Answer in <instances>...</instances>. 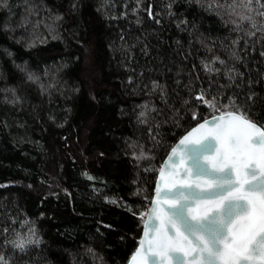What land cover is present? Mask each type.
Returning a JSON list of instances; mask_svg holds the SVG:
<instances>
[{
  "label": "trees",
  "instance_id": "16d2710c",
  "mask_svg": "<svg viewBox=\"0 0 264 264\" xmlns=\"http://www.w3.org/2000/svg\"><path fill=\"white\" fill-rule=\"evenodd\" d=\"M9 2L11 12L0 8V226L13 224L12 216L35 221L43 240L32 260L43 253L50 264H126L144 219L134 212L147 210L166 153L191 126L218 113L202 104L184 105L189 87L198 91L211 84L215 94L218 84L228 83L219 61L220 74L206 71L203 62L219 55L244 74L237 80L242 89H225L224 104L232 89L242 95L249 87L264 101V39L252 38L247 48L241 39V58L235 59L231 41L246 32L234 31L226 18L196 0H174V15L165 7L169 0H143L144 8L152 4L160 13L161 22L141 9L140 24L136 13L120 15L125 0H114L109 15L97 10L102 0H79L77 11L73 0ZM127 3L130 8L135 0ZM25 17L28 22L21 26ZM5 22L15 31H6ZM28 72L39 82L28 80ZM152 80L166 85L167 102L159 91H149ZM11 88L21 98L15 105L4 100L11 99V91H5ZM146 101L156 105L148 125L137 121ZM260 101L254 111L264 119ZM173 108L179 114L173 115ZM192 108H198L199 119L191 116ZM154 121L161 122L156 147L148 133ZM130 140L142 143L154 160L137 163ZM149 163L152 169L145 171ZM14 236L0 231V251L12 252L3 241ZM29 260L16 255V264Z\"/></svg>",
  "mask_w": 264,
  "mask_h": 264
},
{
  "label": "snow or ice",
  "instance_id": "6c2138e0",
  "mask_svg": "<svg viewBox=\"0 0 264 264\" xmlns=\"http://www.w3.org/2000/svg\"><path fill=\"white\" fill-rule=\"evenodd\" d=\"M173 2L169 0L165 5L169 15H174L171 11ZM196 3L226 18L225 23L235 26L234 31L246 32V37L237 36L231 41V55L235 59L241 58L238 55L241 39H244L246 48L252 38L264 39V0H196ZM114 6V0H102L97 10L109 15V10ZM71 7L77 11L79 0H73ZM0 8L11 12L9 0H0ZM124 8L125 11L120 15L128 17L129 13H136L137 24L141 23L138 11L141 9L156 23L161 22L160 13L154 12L152 4L144 8L143 0H135V5L130 8L125 0ZM111 14L115 15V12ZM62 16V13L56 15V19L60 20ZM27 22L25 17L21 26ZM245 22L248 24L246 29ZM3 27L13 32L16 26L5 22ZM120 40L130 51L132 45L125 41L123 35ZM8 54L12 55L11 52ZM217 61L223 66V75L228 78V83L218 84L215 94H212L211 84L207 88L201 85L198 91L186 85L190 95L184 100V105H206L218 111V115L195 123L171 148L163 167L159 169L150 207L134 212L141 218L146 216V219L143 235L130 256L129 264H264V119H259L254 111L260 96L251 87L242 95L232 89L231 94L226 96L228 103L224 104L221 97L225 96V89H231L233 85L242 89L243 82L237 83V80L244 74L234 66L229 67L219 55L203 62L205 70L220 74L221 68L216 66ZM27 78L30 81L40 80L33 72H28ZM128 80L135 82L132 76ZM253 83L251 79L247 81L249 86ZM5 91L12 93L11 99L4 97L5 101L13 105L20 101L15 88ZM149 91H159L167 102L166 85L152 80ZM154 109L156 105L146 101L137 121L148 125L150 113ZM177 114L179 110L173 108V115ZM191 116L194 120L199 119L198 108L191 109ZM160 123L154 121L148 127L153 147L160 142ZM173 123L178 124V121L173 120ZM128 146L137 163L146 158H155L154 153L145 151L144 145L136 140H130ZM151 169V163L144 168L145 171ZM104 199L110 198L106 196ZM123 206L129 211L133 210L127 202ZM11 219L13 224L0 226L3 234L10 230L15 232L12 240L3 241V246L11 245L12 252L0 251V264H16L17 253L21 257L29 256V264H50L44 259L43 253L39 254V260L31 259L35 246H39L43 240L35 221L30 218L20 221L16 216ZM15 224L26 226L27 231L17 230ZM88 251L94 252V249Z\"/></svg>",
  "mask_w": 264,
  "mask_h": 264
},
{
  "label": "water",
  "instance_id": "95a60500",
  "mask_svg": "<svg viewBox=\"0 0 264 264\" xmlns=\"http://www.w3.org/2000/svg\"><path fill=\"white\" fill-rule=\"evenodd\" d=\"M216 115H218V113L213 114V115H210V116H208V117L216 116ZM208 117H206V118H208ZM204 119H205V118H204ZM200 121H201V120H200ZM200 121H199V122H200ZM197 123H198V122H197ZM194 125H195V124H194ZM194 125H193V126H194ZM193 126H191V127H193ZM191 127H190L188 130H190ZM188 130H187V131H188ZM185 133H186V132H184V133H183V134L177 139V141L171 146V148L174 147V146L179 142L180 138H181ZM171 148L168 150V152L166 153L165 157L163 158V160H162V162H161V164H160V166H159V169H160V167H163V165H164V161L168 158V156H169V154H170V152H171ZM159 169H158V171H157L156 178H155V181H154V188H153L152 196L154 195L155 185H156V182H157V180H158ZM149 207H150V203H149L148 208H149ZM148 208H147V209H148ZM144 219H146V216L144 217ZM144 219H143V222H142V228H141V233H140L139 238L143 235V231H144ZM138 242H139V240H138ZM137 246H138V243H137ZM137 246H136V247H137ZM136 247H135V248H136ZM134 250H135V249H134ZM131 254H132V253H131ZM130 256H131V255H130ZM130 256L128 257L126 264H129Z\"/></svg>",
  "mask_w": 264,
  "mask_h": 264
},
{
  "label": "rangeland",
  "instance_id": "374dc122",
  "mask_svg": "<svg viewBox=\"0 0 264 264\" xmlns=\"http://www.w3.org/2000/svg\"><path fill=\"white\" fill-rule=\"evenodd\" d=\"M27 231V230H26Z\"/></svg>",
  "mask_w": 264,
  "mask_h": 264
}]
</instances>
